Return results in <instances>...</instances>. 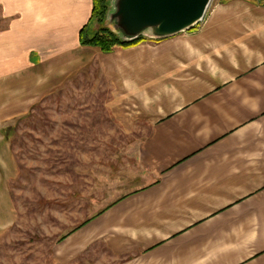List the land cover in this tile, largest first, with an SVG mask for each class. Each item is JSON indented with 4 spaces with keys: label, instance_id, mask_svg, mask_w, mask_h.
Here are the masks:
<instances>
[{
    "label": "crops",
    "instance_id": "crops-1",
    "mask_svg": "<svg viewBox=\"0 0 264 264\" xmlns=\"http://www.w3.org/2000/svg\"><path fill=\"white\" fill-rule=\"evenodd\" d=\"M93 0H0V233L16 221L5 124L77 77L137 144L142 184L53 238V264H264V0L102 51Z\"/></svg>",
    "mask_w": 264,
    "mask_h": 264
},
{
    "label": "rangeland",
    "instance_id": "rangeland-1",
    "mask_svg": "<svg viewBox=\"0 0 264 264\" xmlns=\"http://www.w3.org/2000/svg\"><path fill=\"white\" fill-rule=\"evenodd\" d=\"M103 86L95 74L77 77L5 124L16 221L0 233V264H53V238L141 186L137 144L116 126Z\"/></svg>",
    "mask_w": 264,
    "mask_h": 264
},
{
    "label": "water",
    "instance_id": "water-1",
    "mask_svg": "<svg viewBox=\"0 0 264 264\" xmlns=\"http://www.w3.org/2000/svg\"><path fill=\"white\" fill-rule=\"evenodd\" d=\"M213 0H109L105 25L124 40H159L192 29Z\"/></svg>",
    "mask_w": 264,
    "mask_h": 264
},
{
    "label": "trees",
    "instance_id": "trees-1",
    "mask_svg": "<svg viewBox=\"0 0 264 264\" xmlns=\"http://www.w3.org/2000/svg\"><path fill=\"white\" fill-rule=\"evenodd\" d=\"M109 9V0H93L92 14L89 23L96 22L98 29L91 35L88 34L87 27L85 25L80 30L81 43L91 46H97L102 51H112L117 46H131L140 43L148 38L139 37L133 40L122 39L115 31L105 25L106 14ZM5 135L7 139H10L11 132L13 131L12 125H5Z\"/></svg>",
    "mask_w": 264,
    "mask_h": 264
}]
</instances>
